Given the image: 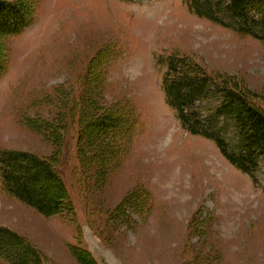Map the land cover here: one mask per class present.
I'll use <instances>...</instances> for the list:
<instances>
[{
  "label": "rangeland",
  "instance_id": "rangeland-1",
  "mask_svg": "<svg viewBox=\"0 0 264 264\" xmlns=\"http://www.w3.org/2000/svg\"><path fill=\"white\" fill-rule=\"evenodd\" d=\"M33 1L32 24L5 43L0 149L54 157L49 130L74 104L82 107L83 79L98 72L101 107L130 114L134 135L114 164L102 157L96 179L97 164L79 167L74 124L59 151L74 217H45L0 185V228L47 264H79L76 248L88 264H264V153L249 175L241 172L212 140L185 130L162 88L168 56H188L259 103L264 42L236 33L227 18L226 25L198 18L183 0ZM99 52L107 55L102 62ZM206 92L194 110L228 151L240 152L234 116L216 111L220 91L211 83ZM80 168L88 169L81 175Z\"/></svg>",
  "mask_w": 264,
  "mask_h": 264
},
{
  "label": "trees",
  "instance_id": "trees-1",
  "mask_svg": "<svg viewBox=\"0 0 264 264\" xmlns=\"http://www.w3.org/2000/svg\"><path fill=\"white\" fill-rule=\"evenodd\" d=\"M183 2L188 11L198 18L221 25H226L222 19L227 18L230 22L228 26L236 33L264 42V0H183ZM35 6L33 0H0V75L7 69L6 41L32 24ZM251 12L258 16L259 20H254ZM99 56L100 62L107 58L103 52H99ZM91 79L93 78L89 76L83 79L86 83V87L83 85L85 92L79 96V105L81 103L82 107L74 104L60 125L49 130L50 141L56 147L54 157L48 160L40 159L0 149L1 188L8 196L17 198L45 217L55 215L74 217V206L59 170L61 164L59 151L74 124L78 127L76 158L81 165L79 167L85 164V168H89L91 162L97 164L96 179L101 178L100 170L103 164L105 166L102 157L114 164L115 160L127 153L129 142L134 135L135 121L130 114L116 108L109 111L101 107L103 81L100 73L98 72L93 81ZM92 83L98 86H93ZM211 83L221 93L217 113L223 111L234 116L240 136V152L228 151L219 132L210 129L209 120L202 121L194 110V103L203 99ZM162 88L167 105L176 112L178 120L187 132L212 140L231 165L243 173L248 175L251 173L250 170L256 166L258 156L264 153V100H259L258 103L255 96L247 90L231 87L227 81L204 72L188 56H168ZM42 126L45 129L51 124L46 126L45 123H41L39 128ZM85 168H80L81 175ZM134 200L138 199L134 198L132 202ZM76 251L80 256L86 254L85 251L82 254V250L78 248ZM0 254L10 259L8 264H47L38 249L24 238L4 228H0ZM73 256L79 264H85L87 260L77 254Z\"/></svg>",
  "mask_w": 264,
  "mask_h": 264
}]
</instances>
